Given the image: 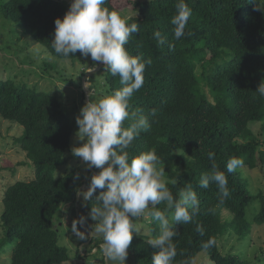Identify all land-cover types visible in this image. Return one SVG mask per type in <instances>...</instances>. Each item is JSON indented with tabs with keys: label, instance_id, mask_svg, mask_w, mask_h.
Wrapping results in <instances>:
<instances>
[{
	"label": "trees",
	"instance_id": "trees-1",
	"mask_svg": "<svg viewBox=\"0 0 264 264\" xmlns=\"http://www.w3.org/2000/svg\"><path fill=\"white\" fill-rule=\"evenodd\" d=\"M176 2L136 0L135 16L126 19L128 24L138 23L139 31L125 48L130 55L151 60L142 88L129 101V111L148 115L156 109V116H149L150 129L133 141L128 152L131 157L155 149L169 190L175 195L190 184L197 194V214L190 223L175 225L177 256L173 264L185 260L196 264L203 251L214 264H247L237 254L223 255L218 243L229 228L240 240L245 239L253 227L246 219V209L255 199H264L261 193L253 195L246 189L238 170L227 173L225 167L233 156L241 158L243 167L250 170L264 167V144L250 129L251 124L264 122V97L256 93L264 77V13L256 6H264V0H185L192 15L186 35L179 40L174 38L170 23ZM0 7L6 20L54 57L70 61L85 58L79 51L61 58L51 48L54 21L63 19L69 10L66 1L6 0ZM104 7L121 15L112 0H106ZM155 31L164 37L163 45L154 39ZM100 72L109 93L122 87L119 76H111L104 66ZM0 118L23 128L17 143L34 169L31 181H18L3 195L0 254L5 245L15 242L10 264H63L70 256L59 244L55 215L71 203L75 223L84 217L83 222L90 226L91 205L103 190L97 189L90 201L81 204V196L76 202V194L83 183L74 179L76 174L81 177L80 168L55 177L56 169L67 163L65 154L74 132L57 96L11 80L0 81ZM209 153L214 154L213 160ZM213 162L228 180L230 195L223 203L215 184L210 183L207 189L199 186ZM157 208L164 210L166 203ZM223 210L231 215L226 224ZM252 224L264 225V200ZM198 225L203 235L196 231ZM148 227L153 235L160 231L152 218ZM209 238L215 244L204 249L202 244ZM147 241L133 233L129 246L133 264H151L156 250Z\"/></svg>",
	"mask_w": 264,
	"mask_h": 264
},
{
	"label": "clouds",
	"instance_id": "clouds-1",
	"mask_svg": "<svg viewBox=\"0 0 264 264\" xmlns=\"http://www.w3.org/2000/svg\"><path fill=\"white\" fill-rule=\"evenodd\" d=\"M105 4L106 0H72L64 18L55 19L54 38L50 43L56 56L67 59L79 51L83 57L91 58L92 71L102 64L111 76H119L122 85L111 95L96 101L90 99L76 117L78 131L74 135L79 146H73L71 154L82 159L86 170H99L91 175L87 190L78 195L87 202L97 189L103 190L92 203L89 217L94 221L92 238L102 237L97 251L102 252L105 264H126L133 233L140 234L132 218L145 215L160 228L159 233L147 241L156 250L151 264H173L177 256L173 242L178 235L175 225L192 221L198 212L199 200L190 184L175 195L169 190L162 179L165 170L155 149L129 155L133 141L150 129L149 116H156V109H151L148 115L129 111V101L142 88L145 68L151 60L130 55L125 48L130 37L139 31L138 23L128 24L118 12L104 7ZM256 10L264 13V6L257 3ZM191 15L192 9L185 0H177L175 15L170 20L175 39L186 35ZM154 39L159 45L165 43L159 31L154 32ZM84 86L89 89L87 82ZM256 93L264 97V80ZM125 121H129L126 127ZM213 159L214 154L209 153V160ZM243 164L241 158H229L225 166L227 173L235 172ZM74 179L78 180L79 174ZM210 183L217 186L223 203L230 195L228 180L214 162L210 171L201 176L199 186L207 189ZM161 203H166L164 210L157 208ZM84 219L81 217L79 222L83 223ZM196 231L203 235L202 226L198 225ZM73 232L80 239H87L77 230L76 223ZM214 244L215 240L209 238L202 247L207 249ZM182 264H191V261L185 260Z\"/></svg>",
	"mask_w": 264,
	"mask_h": 264
},
{
	"label": "rangeland",
	"instance_id": "rangeland-1",
	"mask_svg": "<svg viewBox=\"0 0 264 264\" xmlns=\"http://www.w3.org/2000/svg\"><path fill=\"white\" fill-rule=\"evenodd\" d=\"M4 1L6 0H0V6ZM69 1L67 3L70 6L72 0ZM112 1L123 18L129 19L135 16L133 2L136 0ZM92 66L93 62L90 57L75 61L54 57L20 28L6 20L0 7V81L11 80L16 84H26L58 97L63 111L73 122L74 132L65 154L67 163L56 169L55 177L63 176L70 169L79 167L81 173L79 181L87 187L91 175L98 173L99 170L96 168L86 170L82 159L73 157L71 154V148L79 146L74 135L78 131L76 117L79 115L81 107L90 99L96 101L105 95H111L104 86V78L100 72L102 68L92 71ZM86 82L89 89L84 86ZM263 124L264 122L253 123L250 125V129L257 137V141L264 144ZM22 132L23 128L18 124L0 118V217L3 211L2 199L6 189L18 181L29 182L34 178L33 165L17 143ZM261 149H264V146ZM237 170L246 189L253 195L261 193L264 197V167L253 170L241 167ZM162 179L166 181L165 177ZM80 200L82 204L84 202L82 197ZM263 200L255 199L246 209V219L253 227L245 239L240 240L239 236L230 228L221 236L218 245L223 255L237 254L243 261L248 262L247 264H264V225L255 226L252 224V218L259 212ZM75 207L77 210L79 209L78 204ZM221 213L223 222L225 224L230 222V213L226 210ZM132 220L140 230L139 235L144 236V239L148 240L155 236L148 227L151 222L150 216L145 215L139 219L132 218ZM54 223L59 229V244L67 248L70 256V260L63 264H105L102 252L97 251L100 244L95 248L97 243H102V237L96 235L92 238L88 231V229L91 230L94 221L90 226L83 222L85 227L80 222L78 225L76 223L77 230L87 236V239H80L73 232L75 221L72 218V204L69 203L61 207L55 215ZM3 238L4 234L0 227V242ZM14 245L15 242L5 245V250L0 254V264H10ZM127 251L126 264H133L130 248ZM196 264L214 263L203 251L198 254Z\"/></svg>",
	"mask_w": 264,
	"mask_h": 264
},
{
	"label": "water",
	"instance_id": "water-1",
	"mask_svg": "<svg viewBox=\"0 0 264 264\" xmlns=\"http://www.w3.org/2000/svg\"><path fill=\"white\" fill-rule=\"evenodd\" d=\"M66 2H70L69 0H65ZM65 16V15H64ZM64 18V17H63ZM103 67V65L102 64H100L95 70L97 71V70H99V69H101ZM87 186L86 185H83L79 190H78V192H82V191H84L85 189L87 190ZM78 192H77V194H76V202L78 201V199H79V195H78ZM77 205V204H76ZM81 225L83 226V227H85V224L84 223H81ZM88 231L91 233V230H89L88 229Z\"/></svg>",
	"mask_w": 264,
	"mask_h": 264
}]
</instances>
